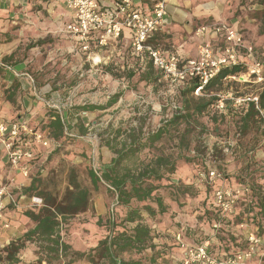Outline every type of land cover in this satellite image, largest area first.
Wrapping results in <instances>:
<instances>
[{
  "label": "trees",
  "instance_id": "trees-1",
  "mask_svg": "<svg viewBox=\"0 0 264 264\" xmlns=\"http://www.w3.org/2000/svg\"><path fill=\"white\" fill-rule=\"evenodd\" d=\"M149 61L148 69L142 72L140 78L145 83L156 82L163 76L158 69L160 72L158 77L155 75L154 65L151 60ZM243 65L244 62L221 70L215 79L204 87V91L221 84L232 74H240ZM132 76L133 74L130 73L129 77ZM199 86L201 84L198 80L188 81L187 88L181 93L183 106L171 119L155 132L144 134L141 130L139 132L130 131L121 144L110 147L114 157L108 163L103 164L99 170H89L94 187L98 188L100 183L106 184L108 191L115 199V207L106 217L105 234L101 233L97 237L95 247L83 252L75 251L72 245L63 240L61 234L62 224L67 217L83 214L89 210L91 205L90 191L77 181L76 176L72 175L74 171L70 175L69 187L62 200L59 201V198L52 194L39 193L44 199L45 206L38 215H34L38 226L26 238L31 239L35 235L44 238L45 242L40 245V249L41 253L46 252V258L40 257L41 260L47 264H58L62 257L68 258L73 254L74 258L66 264H73L77 260H85L91 264H181L178 261V255L181 254L180 246L175 241L172 245L167 242L154 243V239L157 238L155 228L157 223L163 225L162 232H170L174 227L189 237L195 234L200 235L202 236L200 243H206L207 239L214 236L215 241L211 243V246L207 245L210 246L211 255L219 260L241 253L247 247L248 241L233 229L238 228L244 222L251 227V230H254L259 238L264 239V172L261 170V162L255 156L256 144L259 142V136H264V131L256 134L250 141L245 139L250 128L259 127L256 105L255 103L248 104L246 114L241 117L237 146L231 150V154L236 153L240 155V158L242 156V161L248 165L235 177L226 176L230 183L239 186L238 188L243 193L237 199L240 202L234 205L233 214L225 217L213 203V192L215 195L219 187L214 185L205 190L204 187L196 184L195 176L198 169L209 165V161L203 157V154H200L203 151L198 152L200 155H188L191 152L195 153V149H191L189 137L196 127L194 129L193 127H180L183 123L189 126L195 121L198 122L204 113L214 111L216 108L215 98L210 100L200 98L194 104V99H189V96L193 95ZM117 102L118 95L107 105L80 106L79 110L83 112L105 110ZM259 105L264 109V90L259 96ZM229 106V104L226 105L224 110L226 112L222 111V119L226 123L232 116ZM50 116L46 130L40 127L35 128L46 131L51 142L61 143L72 137L70 129L65 133L67 125L61 115L51 114ZM213 119L214 124L211 129L221 136L217 120ZM200 128L201 133L198 136L209 131V127ZM79 132L82 135L86 134L87 129L84 125L79 126ZM171 141L177 143L176 147H173L171 151L165 150L163 144ZM144 151H147L150 157L135 162L134 160ZM253 164H256L257 169L249 173L250 166ZM187 167L192 170L190 177L184 173ZM250 179L254 182L252 185H249ZM38 182L39 179L36 177L26 192L37 190ZM247 191H250V194H245ZM194 198L197 200V205L194 204ZM180 216L186 217L189 222L186 221V224H183L179 220ZM97 219L96 226L104 221V216ZM173 220L176 223L173 224ZM220 220L224 224L215 234L213 227ZM22 247L23 244L19 241L11 243L6 250L7 259L14 261V255ZM145 252L151 253L145 258L146 263L142 259H126L124 256Z\"/></svg>",
  "mask_w": 264,
  "mask_h": 264
},
{
  "label": "crops",
  "instance_id": "crops-1",
  "mask_svg": "<svg viewBox=\"0 0 264 264\" xmlns=\"http://www.w3.org/2000/svg\"><path fill=\"white\" fill-rule=\"evenodd\" d=\"M117 1L119 0H100V3L104 8H112ZM156 1L133 0V4L140 12L151 14ZM72 18V12L68 9L66 0H0V122L24 121L34 127L37 118L44 119L46 123L50 122L51 116L48 112L53 109L48 110L47 106L54 107L49 100L58 94L56 87L52 85L58 82L66 83L64 73L69 70L76 71L79 68L81 55H84L78 41L69 38L65 33V27ZM217 22H226L239 31L247 42L254 44L256 50H264V0H168L166 23L153 36L151 42L167 57L178 53L183 60H186L197 54L201 38L195 34L196 29ZM204 39L214 44L219 53L225 45L224 39L214 34L209 33L204 36ZM119 47V51L131 49L129 31H125L122 38L112 47L102 49L100 52L105 56L109 51H115ZM241 59L243 61V55ZM249 80L252 79L249 78ZM252 82H255L254 79ZM37 84H39L38 87ZM243 110L244 116L248 109L246 107ZM60 115L67 125L65 133L70 129L71 136H75L74 129L68 127L70 123L67 113L63 112ZM48 131H50L49 128ZM33 150L36 158L30 164L31 177L34 178L37 172L42 173L44 170L39 169L42 158L38 153L42 148L33 146ZM43 150L48 159L47 154L53 149ZM26 180L22 174L11 167L7 152L0 143V187L6 185L15 196L26 197L19 201L18 205L7 200L6 214L10 227L8 229L0 227V264H47L40 259L41 254L38 252L40 245L45 242L44 238L38 235L32 236L31 239L26 238L37 228L38 222L34 215H38L43 208L33 207L30 198L38 195L37 193H42L52 194L60 201L64 195H58L52 190L42 191V189L26 192V189L30 187L22 192L21 189L26 185ZM229 184V179H225L218 181L217 186L228 187ZM99 198L101 200L95 201V207L92 206L91 200V208H95L96 212L94 215L90 214L92 210L90 208L81 214L92 223L105 215L104 209L110 201L106 194ZM75 216L78 217L79 214ZM179 220L183 224H186V221L189 222L186 217L180 216ZM221 225L223 224L220 223ZM155 228L157 235L164 229L159 223ZM233 229L247 241L249 235L254 234V230H251L245 222ZM74 232L70 231V238H68V243L74 250L83 252L96 246L94 237L86 235V238L79 240L78 236L73 235ZM181 234L183 235L182 231L173 228L169 236L155 238L154 243L167 242L172 245L175 241L179 246L182 242L186 245L193 244L188 239L183 241ZM16 241L23 244V247L14 255V261H10L7 259L6 250ZM214 241L213 236L207 239L206 243L211 246ZM180 251L178 260H181L182 255L184 256L182 247ZM250 263L264 264V258L261 261L260 250H256ZM73 264L91 263L77 260Z\"/></svg>",
  "mask_w": 264,
  "mask_h": 264
},
{
  "label": "rangeland",
  "instance_id": "rangeland-1",
  "mask_svg": "<svg viewBox=\"0 0 264 264\" xmlns=\"http://www.w3.org/2000/svg\"><path fill=\"white\" fill-rule=\"evenodd\" d=\"M199 38H201V40L197 47V54L199 45L203 41L208 42L204 37ZM249 44L255 49V58L264 64V50H256L254 44ZM119 49L120 47L115 51L111 50L105 56L100 52V57L102 58L101 60L103 63H100L98 66L90 64L87 61L86 55H81L79 68L76 71L69 70L64 73L66 83L63 84L58 82L52 85L53 87H56L55 90L58 94L49 100L52 102L51 104L54 105L53 108H49L46 105L48 110L53 109L50 110L48 114L60 115L63 112L67 113L70 123L68 127H72L75 136L77 135L78 137H69V139L61 143L51 142L49 148H42L38 153L42 158L39 169H43L44 172H37L34 178L33 176H30V178L26 180V185L21 189L23 192L24 189L30 187L33 180L38 177V191L39 189H42V191L52 190L58 193V195H64L63 193H65L69 187L70 175L74 171V176L77 177V181L90 191L92 206L95 205V201L101 200V198H99L101 195L106 194L110 198L109 203L106 204V208L104 209V221L98 226H96V220V222L92 223L86 216L81 214H79L78 217L75 215L67 217V220L63 222L61 228L63 240L66 243H68V238H70V231H75L73 235L75 234L78 236L79 240H81V238H86V235L91 237L94 236V239H97L101 233L104 235V226L107 224L106 217L110 215L112 209L115 207V199L113 194L108 191L107 185L100 183L99 187L95 188L90 178L89 170H99L103 164L108 163L114 157L110 147L116 144H121L130 131L136 130L139 132V130H141L144 134L155 132L179 111L175 106L179 107V109L183 106L181 93L187 88V84H173L165 79L163 74L161 79L156 82H142L140 79L142 72L148 69L150 61L147 59L141 61V59L132 54L130 48L124 51H119ZM197 54L194 57H196ZM241 55H243V58H246V60L243 59L244 65L242 72L236 74L243 76L240 81H230L226 80V78L221 84L214 85L207 91H204L202 95L193 94L189 96V99H194L193 104L197 103L200 98L206 100L215 98V112H206L198 119V122L195 121L189 126H186V124L183 123L180 126L193 127L192 129L196 127L195 130L190 133L189 137L191 149H195V153L191 152L188 153V155L194 156L203 154V157L209 161L208 167L199 168L195 176L196 184L200 187H204L205 190L206 188H212L214 185L217 186L218 183L214 184L210 181L208 174L211 171H217L227 179L226 176L228 178L235 177L244 167H246V165H248L242 161V156L240 158V155H236V153L231 154L232 148H236L238 143V134L241 128L239 125H241V117H243L242 114L244 113L243 108H246L248 105L236 109L233 104L228 101L226 105L230 104L229 107L231 108L232 113V116L228 119V123L222 119V111H224L225 108L221 110L217 107L221 96H224L229 92L234 93L236 96L253 95L257 96L259 99L260 94L264 90V80L260 82L255 79V82H252L253 79L249 80L247 76V65L251 63V59L244 51L241 52ZM107 56H109V58H107ZM154 71L155 75L158 77L160 72L155 67ZM130 73L133 74L132 77H129ZM38 86L39 84H37V87ZM117 95L118 102L105 110L86 112L79 110L80 106L107 105V103ZM262 111L264 113V109H262ZM213 118H216L217 120L221 136L215 134L211 129L214 124ZM257 121L259 122V127L250 128L247 131L245 139L250 141V139L255 137L256 134L261 133L262 130L264 131V120L260 112H258ZM34 124L35 127H40L44 130L47 129L45 128L47 123L44 119L41 120L37 118ZM81 125H84L87 129V132L84 135L79 132V126ZM200 127H209V131L203 132L201 136H198L201 133ZM176 145L177 143L175 141H171L167 143L165 142L163 147H165V150L171 151ZM43 149H48V151L53 149L47 154L49 156L48 159L47 156H45L46 152ZM200 151L203 152L198 154ZM43 155L46 158H44ZM255 156L256 159L261 162V170L264 172V136H259V142L255 147ZM148 157H150V154H148L147 151H144L134 161L146 160ZM256 169V164H253L250 166L249 173L255 172ZM184 173L187 177H190L192 170H189L187 167L184 169ZM41 175H43V177ZM253 183L254 182L250 179L249 185H252ZM218 187L219 185L217 188ZM228 187L235 191L236 189H239V186L234 183H230ZM248 188L251 187L248 186ZM37 194L38 195L36 196H40L39 193ZM245 194H250V191H247ZM241 195L242 194H240L239 197ZM237 199L235 205L240 202V200L237 201ZM193 201L194 204L197 205V200L195 198ZM213 203L215 208L222 212L218 207L214 192ZM90 209H92L90 214L94 215L96 213L95 208H91L90 205ZM234 210L235 207H233V211ZM222 214L226 217L233 214V212L230 214L222 212ZM222 220H224V218H222ZM222 220L216 222V226L213 227V232L215 234L220 229V223L224 224L221 222ZM174 223H176L175 220H173V224ZM158 234L159 235L156 234L157 238H164V236H169L171 234V230L170 232L161 231ZM254 234L258 236L255 232ZM200 238H202V236L200 237V235L197 234L189 237V235H185L184 232L181 236L183 241H185V239L192 241L193 244L189 245H207V243H200ZM181 245L182 243L180 244V247H182ZM248 247L249 242L245 250H247ZM38 252L41 253L40 248H38ZM149 253L150 252L142 254L131 253L125 254L124 256L126 259H142L146 263L145 258L148 257L147 255H151V253ZM40 256L46 258V252H42ZM74 256L75 255L71 254L68 258L62 257L58 264H66L70 259H73ZM183 258L184 256L182 255L181 260L178 261L182 263Z\"/></svg>",
  "mask_w": 264,
  "mask_h": 264
},
{
  "label": "built area",
  "instance_id": "built-area-1",
  "mask_svg": "<svg viewBox=\"0 0 264 264\" xmlns=\"http://www.w3.org/2000/svg\"><path fill=\"white\" fill-rule=\"evenodd\" d=\"M67 7L72 12V21L65 27L69 38L78 41L80 50L87 56V61L98 66L103 61L100 50L112 47L129 31L131 51L141 61L149 59L154 67L161 71L164 78L171 83L187 84L190 80H198L201 86L195 90V95H202L204 87L209 85L221 70L241 64V52H246L251 59L248 64L247 76L258 82L264 80V64L255 58V49L242 34L227 23H214L197 29L196 34L204 37L214 34L224 39L225 45L217 52L214 44L203 41L199 45L198 54L194 58L183 60L178 53L167 57L165 53L152 44L153 36L163 28L167 17L168 0H157L152 13L145 14L135 9L133 0H119L112 8H104L100 0H66ZM243 76L232 74L226 80L240 81ZM230 101L236 109L243 108L249 103H255L256 109L264 113L259 106L257 96H236L227 93L221 96L218 108L223 110ZM175 108L179 110V107ZM0 143L4 146L13 169L28 179L31 176V162L36 158L33 146L49 148L51 139L46 131L30 126L24 121L0 122ZM208 177L212 183L224 181L223 175L211 171ZM236 192V194H235ZM242 190L236 191L230 187H219L215 192L216 202L223 213L233 212L236 199ZM26 199L24 195L15 196L7 186L0 187V227L8 229L7 200L12 204ZM33 207H44V199L40 196L30 198ZM180 240V236L178 237ZM249 247L241 253L224 260L214 258L208 245H186L182 242L184 258L181 264H251L250 261L260 250L261 261L264 258V240L252 234L248 237ZM262 263V262H261Z\"/></svg>",
  "mask_w": 264,
  "mask_h": 264
}]
</instances>
